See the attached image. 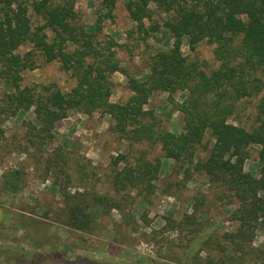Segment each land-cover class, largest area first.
Masks as SVG:
<instances>
[{
  "label": "trees",
  "instance_id": "16d2710c",
  "mask_svg": "<svg viewBox=\"0 0 264 264\" xmlns=\"http://www.w3.org/2000/svg\"><path fill=\"white\" fill-rule=\"evenodd\" d=\"M124 2L136 23L132 33L142 35L144 42L158 33L167 38V44L152 48L145 80L121 66L111 39H100L102 23L112 17L116 0L102 1L96 24L90 27L76 8L77 0H0V142L4 140L7 154L18 151L30 155L35 167L41 166L44 177L52 178L53 190L63 197L56 222L71 231L108 240L102 235L100 216L113 209L123 211L124 201L131 204L133 200L125 194L117 200L98 192L101 178L97 167L79 151L62 144L47 156L43 151L70 111L109 115L110 131L140 146L136 160H125L119 167L126 157L114 159L111 183L116 193L131 189H136L137 195L153 193L163 166L161 157L175 161L184 184L198 173L205 174L211 186L230 198L229 203H236L228 219L238 227L222 236H215L216 230L208 232L200 241V251L210 249L219 256L212 254L196 263L264 264V246L254 245L256 233L264 224V0ZM185 39L191 52L204 42L212 46L218 66L184 54ZM25 45L27 50L21 51ZM51 63H58L74 79L70 90L64 91L56 82L23 84L25 72ZM116 72L128 77L132 95L113 102ZM156 92L168 93L175 110L182 113L180 132L163 128L154 112L146 108ZM176 93L183 96L182 101L174 98ZM253 99L255 116L246 125L241 120V106ZM30 111L34 120L24 122V136L6 138L2 125ZM146 144H159L162 156L147 158ZM253 148L260 162L257 174L245 169ZM25 171L22 165L6 172L0 194L22 191L27 180ZM203 204L196 199L193 212L185 214V224L179 225L181 230H189L191 240H197L196 234L208 228V220L199 218ZM110 243L102 247V256L100 252L89 253L94 262L142 261L130 251L107 253L105 246ZM57 250L79 262L86 263L83 258L89 256L66 245L53 246L51 254Z\"/></svg>",
  "mask_w": 264,
  "mask_h": 264
},
{
  "label": "rangeland",
  "instance_id": "374dc122",
  "mask_svg": "<svg viewBox=\"0 0 264 264\" xmlns=\"http://www.w3.org/2000/svg\"><path fill=\"white\" fill-rule=\"evenodd\" d=\"M102 1L77 0L76 8L88 27L96 24L97 10L101 8ZM159 16L158 12L156 18ZM34 20L38 21L37 18ZM135 29L136 23L130 18L124 0H116L112 17L102 23L100 39H111L115 43L112 49L116 51L121 66L139 80H145L149 73L148 60L154 52L152 48L167 44V38L158 33L156 37L151 35L144 42L142 35L132 33ZM27 48L28 45H25L21 51ZM182 50L184 54L198 57L210 66L217 67L219 64L215 60L213 47L205 42L198 45L195 52H191L185 39ZM113 79L117 86L111 100L117 102L128 99L132 95L128 88V77L116 72ZM50 82H56L64 91L70 90L75 84L74 79L62 71L58 63L25 72L23 84ZM173 96L178 101L183 99L180 93ZM255 103L256 99H253L241 106L243 124L253 122ZM146 108L154 112L163 128L175 133L182 130V113L175 110L168 93L156 92ZM31 120H34L33 111L10 118L2 125L5 137L11 139L13 135L24 136V122ZM111 123L109 115L95 113L87 116L72 110L57 125L55 139L43 151V155L47 156L59 144L79 151L97 167L101 178L96 186L98 192L108 193L117 200L125 194L129 200H133L131 204L124 201L123 211L113 209L100 216L99 226L103 227L102 235L108 240L71 231L56 222L55 217L63 206V197L53 190L52 178L44 177L41 166L36 168L30 155L18 151L7 154L4 140L0 142V183L6 172L22 165L26 166L27 175L26 186L22 191L0 194V264H83L78 260L73 261L75 257L65 251L57 250V253L51 254L53 246L63 245L86 252L89 256L83 258L87 260L85 264H105L94 262L89 253L100 252L104 244L110 241V245L105 246L107 253L113 254L118 250L120 254H127L130 251L142 259L138 264H197L209 255L219 256L217 251L210 249L200 251V241L206 238L208 232L216 230L215 236H222L224 232L238 227V223L228 219L236 203H229L230 198L220 188L211 186L205 174L198 173L184 184L182 175L176 171L175 161L163 157L162 170L155 181L153 193L137 195L136 189L116 193L111 183L114 159L120 155L126 157L119 167L124 166L125 160L134 161L138 158L137 150L140 146L119 139L110 131ZM146 145L149 150L147 158L153 160L155 156H162L159 144L153 147ZM259 166L257 150L253 148L245 169L257 174ZM261 194L264 196V192ZM196 199L203 200L199 218L202 221L206 218L209 225L196 234L197 240H191L193 235L188 229L181 230L179 225L185 224V214L193 212ZM256 234L254 245L264 246V224ZM113 236L116 239H111ZM99 256H102L101 252ZM90 259L92 261L88 262Z\"/></svg>",
  "mask_w": 264,
  "mask_h": 264
},
{
  "label": "crops",
  "instance_id": "0c3cea01",
  "mask_svg": "<svg viewBox=\"0 0 264 264\" xmlns=\"http://www.w3.org/2000/svg\"><path fill=\"white\" fill-rule=\"evenodd\" d=\"M49 255V254H48ZM73 261H75V260H73ZM75 262H77V261H75ZM79 262V261H78ZM79 263H83V264H85V262H79ZM88 264V263H87Z\"/></svg>",
  "mask_w": 264,
  "mask_h": 264
}]
</instances>
